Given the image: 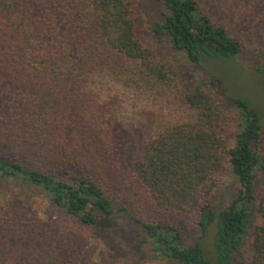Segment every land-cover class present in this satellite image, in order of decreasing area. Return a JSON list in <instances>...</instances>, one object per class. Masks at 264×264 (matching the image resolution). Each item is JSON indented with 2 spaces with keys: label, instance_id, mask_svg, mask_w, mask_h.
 I'll list each match as a JSON object with an SVG mask.
<instances>
[{
  "label": "trees",
  "instance_id": "trees-1",
  "mask_svg": "<svg viewBox=\"0 0 264 264\" xmlns=\"http://www.w3.org/2000/svg\"><path fill=\"white\" fill-rule=\"evenodd\" d=\"M144 0H0V180L39 192L48 206L86 229L123 213L151 255L173 264H238L251 213L258 218L249 264H264V156L255 150L262 119L247 102L226 97L241 129L228 148L220 137L223 103L207 83H179L138 37L135 5ZM154 32L188 64L243 52L195 0H151ZM258 67L264 83V44ZM161 98L172 94L180 118L160 119L138 156L124 163L125 136L112 124L118 95L101 80ZM210 84H214L210 80ZM229 166L235 194L219 207L218 174ZM205 238L213 257L186 241L182 222ZM86 241L15 204L0 209V264H81Z\"/></svg>",
  "mask_w": 264,
  "mask_h": 264
},
{
  "label": "rangeland",
  "instance_id": "rangeland-1",
  "mask_svg": "<svg viewBox=\"0 0 264 264\" xmlns=\"http://www.w3.org/2000/svg\"><path fill=\"white\" fill-rule=\"evenodd\" d=\"M200 13L213 23L223 26L233 39L243 48L242 54L233 59L209 60L203 67L188 64L183 54L173 51L168 40L154 32V25L160 19L159 7L151 0L140 1L135 5L134 16L138 20V37L144 46L151 49L156 58L167 63L176 73L179 83H207L210 94L219 98L223 105L224 116L220 123L219 134L228 148L235 143L241 129L237 109L230 105L226 97L241 99L262 119V133L255 150L264 156V83L258 67L262 62L264 44V0H195ZM213 80L214 84H210ZM98 90L106 98L118 95L119 104L113 109L114 125L121 128L125 141L120 154L124 163L134 159L142 147L159 130L160 119L180 118L178 107L154 94L135 91L123 83L101 80ZM219 186L216 192V204L224 206L235 194L237 183L227 165L218 174ZM264 192V176H259L257 193ZM24 209L37 211L39 218L54 222L62 230L80 235L85 241L81 264H173L150 254L141 243L142 233L123 213L112 218L101 219L93 229L83 227L75 217L59 209L48 206L39 192L32 191L12 180H0V209L8 212L15 204ZM258 218L251 213L245 242L242 246L238 264H249L250 242L254 225ZM186 241L199 242L208 257H213V231L205 238L197 225L182 222Z\"/></svg>",
  "mask_w": 264,
  "mask_h": 264
}]
</instances>
